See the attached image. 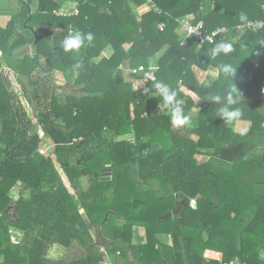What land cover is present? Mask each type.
<instances>
[{
  "label": "trees",
  "instance_id": "trees-1",
  "mask_svg": "<svg viewBox=\"0 0 264 264\" xmlns=\"http://www.w3.org/2000/svg\"><path fill=\"white\" fill-rule=\"evenodd\" d=\"M67 1L78 14H54ZM146 1L18 0L0 26V264H264V26L236 29L264 22V0H150L153 8L138 15ZM186 15L207 32L228 31L201 47L193 37L181 44L178 20ZM69 28L94 35L78 55L61 47ZM220 41L233 50L212 58ZM27 44L33 55L14 58ZM107 45L112 55L94 61ZM155 57V81L177 90L191 117L185 126L173 127L163 109L151 113L159 97L144 89L154 92L155 81L136 89L123 77L125 62L148 67ZM223 64L234 68L230 76ZM194 67L218 76L203 87ZM55 69L83 92L64 101L47 95L33 76ZM23 82L30 90L19 95ZM233 87L239 120L250 122L244 135L210 100ZM47 138L51 151L41 154ZM259 150L261 158H249ZM96 224L104 248L95 244ZM11 227L22 231L19 241ZM134 227L144 232L137 243ZM164 233L172 244L157 238ZM52 247L63 250L60 259L48 257Z\"/></svg>",
  "mask_w": 264,
  "mask_h": 264
},
{
  "label": "crops",
  "instance_id": "crops-1",
  "mask_svg": "<svg viewBox=\"0 0 264 264\" xmlns=\"http://www.w3.org/2000/svg\"><path fill=\"white\" fill-rule=\"evenodd\" d=\"M18 0H0V26L1 27H5L6 24L9 21V18L11 16V14L20 9L19 5H18ZM34 4V3H33ZM31 5V11L34 12L37 10L38 8V2L35 1L34 5ZM62 7H65L66 10H70L73 7H77V3L75 1H67L64 2ZM153 7L151 6V4L146 1L138 6H136L134 9L137 12L138 15H143L147 12H149ZM58 16H62V15H58ZM185 17L188 18H192V15H186ZM48 29H53L52 27H48ZM41 32L38 31V34H40ZM180 35V33H179ZM34 53V49L30 44H27L25 46L19 47L18 49H16L13 52V57L14 58H21L24 55L28 54L30 56H32ZM113 53V48L110 45H107L100 53V55L98 57H96L94 59V61H98L100 60L102 57H107L109 58ZM78 55V52H75L74 55ZM77 57V56H76ZM156 60L157 58H153L149 61V65H156ZM43 68H45V66H43ZM131 69L128 66V62H125L122 67L121 70L123 72V77L125 80H131L132 82V86L133 88L139 89V88H143V79L142 76L139 74H132L131 73ZM194 71L195 74L200 82V84L204 87L207 86L209 83H211L213 80H215L218 76V70L216 68L210 67L207 70H201L197 67H194ZM6 74L8 75V77L11 79L12 84L15 86L16 83V77L11 74L10 72H6ZM34 79H37L36 81L39 82V86L41 90H44L47 95L54 93L57 96V99L59 101H64L66 98V95H80L83 91L82 89V85L75 83L74 81L68 80L63 71L59 70V69H55L52 72H46L45 70H40L39 72H35ZM18 83V82H17ZM25 89L27 92H29L30 87L27 85L26 82H23V85H16V92L19 95H22L23 89ZM163 110L156 108V109H152L151 113L152 114H159L162 113ZM244 126L247 129L250 126V122L248 121H244V120H238L236 121L234 127H235V131L239 132L240 130H238L239 127ZM240 133V132H239ZM46 144H47V148L49 151H51V143L49 141V139H46ZM263 155V151L259 150L257 151V153H255L253 156L249 157H256V158H261ZM209 158V156L207 154H205L204 156V160H207ZM97 225V224H96ZM102 231V230H101ZM142 229L134 227V231H133V242L137 243L138 240L140 239V236H142L141 234ZM137 232V233H136ZM10 235H11V240L12 241H19L22 237V231L11 227L10 228ZM206 235V234H205ZM157 238L166 243V244H172V237L170 234H157L156 235ZM107 239V238H106ZM108 241V239H107ZM52 251V253L54 251H57V256L55 259H60L62 256V252L63 250L61 248L58 247H52L48 253H50ZM209 254H214V252H209ZM48 257L50 258V256L48 255ZM52 259V258H50ZM54 259V258H53Z\"/></svg>",
  "mask_w": 264,
  "mask_h": 264
},
{
  "label": "clouds",
  "instance_id": "clouds-1",
  "mask_svg": "<svg viewBox=\"0 0 264 264\" xmlns=\"http://www.w3.org/2000/svg\"><path fill=\"white\" fill-rule=\"evenodd\" d=\"M241 21L247 19L246 15L240 14ZM202 26V25H201ZM94 40V35L91 32L86 34H81L79 31L69 32V34L64 38L61 43L63 51L66 53H71L78 51L87 42L88 45ZM233 50V44L231 41H220L210 49V55L215 58L221 54L227 55ZM79 67V65H76ZM153 72L158 71V66H153L151 69ZM221 72L225 76H230L234 72V68L230 64H223L220 66ZM74 75H79L78 72L73 73ZM152 88L155 89L154 92H150L149 89H144L145 94H151L153 96L159 97L158 107L167 112L170 118V122L173 127L179 128L190 123V115L186 114L184 111V101L178 98V92L176 89L172 88L169 84L163 81H155L152 84ZM240 94L236 88H230L225 96L214 95L210 97V100L216 104H221L219 108L218 116L226 124H233L238 121L243 113L239 107H234L239 103ZM247 128H242L240 134L244 135L247 132Z\"/></svg>",
  "mask_w": 264,
  "mask_h": 264
},
{
  "label": "built area",
  "instance_id": "built-area-1",
  "mask_svg": "<svg viewBox=\"0 0 264 264\" xmlns=\"http://www.w3.org/2000/svg\"><path fill=\"white\" fill-rule=\"evenodd\" d=\"M150 3V0H147ZM54 14L56 15H62V16H69V15H76L78 14L77 7H73L70 10H66L65 7H60L59 9L54 10ZM202 25V26H201ZM264 26V22L260 20H250L246 22L245 24L237 26V30L239 31H245V30H260ZM164 25L160 24L159 29L163 30ZM178 31L181 35V44H184L185 40L187 38L193 37L197 40L198 46L201 47L205 43H213L217 36L225 34L228 31V28L222 26L218 27L210 32H207L203 28V23L201 21H193L192 18L188 17H182L178 20ZM69 32H74L72 28L68 29L67 34L65 37L69 34ZM64 37V38H65ZM154 65H149L148 67L140 64L134 68L131 69L132 74H139L142 76V79L144 82H154L156 80L155 73L151 70ZM44 147L46 149H44ZM46 144V139H44L39 147L38 151L41 154H45L49 152ZM160 264V263H159ZM221 264H240L239 261L235 260H229V261H223Z\"/></svg>",
  "mask_w": 264,
  "mask_h": 264
},
{
  "label": "rangeland",
  "instance_id": "rangeland-1",
  "mask_svg": "<svg viewBox=\"0 0 264 264\" xmlns=\"http://www.w3.org/2000/svg\"><path fill=\"white\" fill-rule=\"evenodd\" d=\"M34 4H35V2H34ZM33 4V5H34ZM19 5V8H20V4H18ZM33 7V6H32ZM31 7V8H32ZM10 19V18H9ZM242 128H245L244 126H241V127H239L238 128V130H241ZM240 132V131H239ZM196 138V136H194V139ZM44 149H46L45 147H44ZM51 150V149H50ZM201 158V157H200ZM84 179V178H83ZM21 189V183H17L13 188H12V195L11 196H13L12 197V200H16V198L18 197V193H19V190ZM24 194L25 195H27L28 194V190H26V191H24ZM134 230V229H133ZM137 233V232H136ZM143 231H141V234L143 235ZM165 234V233H164ZM205 235V234H204ZM206 236V235H205ZM261 256L264 258V250L261 252ZM48 255L50 256V258H56V256H57V251H54L53 253H52V251L50 252V253H48Z\"/></svg>",
  "mask_w": 264,
  "mask_h": 264
},
{
  "label": "water",
  "instance_id": "water-1",
  "mask_svg": "<svg viewBox=\"0 0 264 264\" xmlns=\"http://www.w3.org/2000/svg\"><path fill=\"white\" fill-rule=\"evenodd\" d=\"M108 166L110 164H107ZM95 235H96V241L95 244L98 246L104 248L107 245V239L103 236L102 231H101V226L100 225H95Z\"/></svg>",
  "mask_w": 264,
  "mask_h": 264
}]
</instances>
